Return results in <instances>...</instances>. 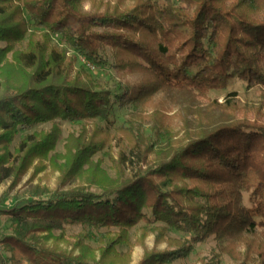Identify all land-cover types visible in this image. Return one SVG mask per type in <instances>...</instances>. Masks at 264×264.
<instances>
[{"label": "trees", "instance_id": "1", "mask_svg": "<svg viewBox=\"0 0 264 264\" xmlns=\"http://www.w3.org/2000/svg\"><path fill=\"white\" fill-rule=\"evenodd\" d=\"M68 49L98 67L108 52L112 68L140 78L113 94L74 71ZM233 79L264 87V0H0V182L15 185L35 160L37 171L48 162L64 182L80 181L37 185L24 204L0 209L11 230L0 239V264H130L149 234L154 246L137 264L184 260L210 237L216 245L200 264L222 255L264 264V91L251 116L230 93L185 117L191 101ZM173 93L187 101L182 133L167 115ZM114 103L132 106L115 128ZM56 119L86 123L64 154L55 152ZM94 119L105 126H89ZM43 122L49 131L16 143ZM102 150L112 176L91 160ZM73 226L80 231L67 234ZM133 228L140 233L131 240Z\"/></svg>", "mask_w": 264, "mask_h": 264}, {"label": "rangeland", "instance_id": "2", "mask_svg": "<svg viewBox=\"0 0 264 264\" xmlns=\"http://www.w3.org/2000/svg\"><path fill=\"white\" fill-rule=\"evenodd\" d=\"M151 1L161 2V0ZM52 41L59 46H63L60 43L59 37L57 35L52 36ZM68 55H73L76 58L73 69L74 71H82L83 77L85 79V76L88 75L94 83L98 84L102 89L110 90L111 92H113V94L121 92V90H119V87L123 85V82L125 80L136 83L137 80L140 78L139 75L118 72L114 68H112L111 57L109 56L108 52L104 55L107 61L102 67H98L90 62L88 63V61H84V58L81 55L72 51L71 49H68ZM262 90L264 91V87L261 88L259 86H254L252 88H247L246 83L237 79H233L229 82V86L227 88L221 90H210L205 98H198L194 101H191L188 105V109L184 110L187 112L185 117L190 116L191 110H205L209 105L213 104L215 101L222 104L227 98V95L230 93L236 94L234 99L238 100L240 105H248L250 107V111L248 112V114L251 116L254 113L253 108L257 107L258 105H261L263 102L261 93ZM114 98L115 97H113V99ZM186 103L187 101L185 97L175 93H173L171 97H169L166 101V106L168 108L167 115L170 117V121H172V127L175 130H178L180 133L183 132V121L181 117L183 114L181 113V111L183 109L181 108ZM113 106V110L110 114V120L112 125L111 127L115 128L125 124L129 113L132 111V106L127 105L121 107L117 103H114ZM215 111V114L219 113L217 110ZM237 115L239 116L240 113H238ZM54 121L60 128V139L56 143L55 152L58 154H64L66 152L65 143L68 139L69 134L72 133L74 136L78 135L81 131L82 126L86 123L84 120L62 121L56 119ZM92 123H96L102 127H104L106 124L101 119H94L89 121V126L92 125ZM51 126L52 122H43L32 125L27 129L21 130V132L16 138V143H18L21 137L24 135L31 134L35 131L47 132L50 130ZM89 126H87V129H90ZM116 133V131L111 130V137L113 140L112 145L116 143L114 142L116 138L113 136ZM118 150L119 147L117 145L113 147V154L115 157H117L116 155ZM98 159H101V168L104 169L109 176H112L114 174V171L111 166V161L108 158V152H106V150H102L91 157L92 162H97ZM60 162H62V160H60L59 163ZM37 166L38 160H35L32 166L22 175V177L15 185L12 184V180L10 179H4L0 182V209L10 210L18 204H24L26 201L33 197L31 192L35 189V186L37 185L42 188H47L48 191H52L55 190L59 185L60 189H67L76 186L78 182H80L78 180L79 178L76 180L70 179L64 182V178L61 172L56 168L52 169L48 162L46 163V168L43 170L37 171ZM87 167V165L83 166L84 169H86ZM128 167L129 170L133 169V166L130 164H128ZM85 184L86 183H84V185ZM92 190L97 191L96 188H92ZM79 231L80 228L78 226L68 227L67 234L71 235L72 233H77ZM139 233L140 231H138L136 228L131 229V240L136 239ZM9 234H11L10 221L8 217L0 214V239L3 236H7ZM170 236L180 238L188 237V235H185L178 231H171ZM143 242V244L136 243L133 246L130 264H137L140 261L145 249H151L154 246V235L149 234L148 236H146ZM93 245L96 246L97 243L94 242ZM165 245L166 243H161L158 245V247L162 248ZM215 245V239L210 237L201 243L195 244L193 250L186 259L177 260L171 264H200L202 258L210 256L211 251L213 250ZM2 251L5 257L9 256V253L5 252L4 250ZM220 264L235 263L227 255H222L220 258Z\"/></svg>", "mask_w": 264, "mask_h": 264}, {"label": "built area", "instance_id": "3", "mask_svg": "<svg viewBox=\"0 0 264 264\" xmlns=\"http://www.w3.org/2000/svg\"><path fill=\"white\" fill-rule=\"evenodd\" d=\"M84 61H86V60H84ZM89 63V62H88Z\"/></svg>", "mask_w": 264, "mask_h": 264}]
</instances>
